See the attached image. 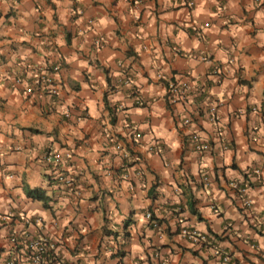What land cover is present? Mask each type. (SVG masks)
Instances as JSON below:
<instances>
[{
	"label": "crops",
	"instance_id": "1",
	"mask_svg": "<svg viewBox=\"0 0 264 264\" xmlns=\"http://www.w3.org/2000/svg\"><path fill=\"white\" fill-rule=\"evenodd\" d=\"M193 1L0 0V264H32L38 237L41 264H264V0ZM44 61L59 95L27 98L14 77Z\"/></svg>",
	"mask_w": 264,
	"mask_h": 264
},
{
	"label": "built area",
	"instance_id": "2",
	"mask_svg": "<svg viewBox=\"0 0 264 264\" xmlns=\"http://www.w3.org/2000/svg\"><path fill=\"white\" fill-rule=\"evenodd\" d=\"M182 1L183 5L190 8L193 6L194 1L193 0H179ZM200 35V33H199ZM99 41L96 43L95 49L97 50L99 48ZM199 58L201 60H206L207 56L204 54L200 55ZM61 69V63L60 61L56 62H37V63H24L20 67V72L17 73L14 77V82H25V86L23 89V94L27 98L34 97L35 95L39 97L48 96L49 98H54L59 95L60 91V80H59V72ZM215 73L218 74L220 72L219 69H214ZM129 81V80H127ZM126 81V82H127ZM133 93H136L135 90H133ZM190 93V85L188 83L182 82L179 84L171 83L167 87V93H166V101L169 104H176L181 102L182 100H185ZM137 95V94H136ZM138 96V95H137ZM139 99V98H137ZM138 102V100H137ZM208 116L209 119L213 122L217 123V104L212 103L209 105L208 108ZM132 138L134 141H139L142 138V134L139 131H134L132 133ZM111 144L114 145L116 149L121 148V144L119 141L115 138L111 140ZM189 144L192 146V149L195 152L203 153L210 149V144L205 139H203L198 133L193 132L189 136ZM152 152L159 153L160 147L158 146L157 142H154ZM68 156V154H66ZM62 152L52 149V148H46L42 154L43 161L52 166H58L62 160H63ZM256 180H259V173L257 171H253ZM252 178V179H255ZM55 179L58 182H67L71 183L72 179L71 177L64 175L62 172H57ZM233 188L237 190L239 193L242 204L245 209H249L252 206V199L247 194L248 188L250 187V184L247 181H244L243 184H237L232 183ZM144 216L146 219L150 221V224L152 227H157L158 222L152 214L148 211L145 212ZM11 240L13 242H16L15 235L12 234ZM26 247L29 251L30 260L32 264H41L42 260L44 258V254L50 249L53 248V242L50 240V238L47 237H38L30 240H26ZM217 255H219L220 260L223 262H231L232 259L228 254L220 253L218 249H215L214 251ZM166 259L164 257H161L160 264H165ZM233 263V262H231ZM12 264V262H10Z\"/></svg>",
	"mask_w": 264,
	"mask_h": 264
},
{
	"label": "trees",
	"instance_id": "3",
	"mask_svg": "<svg viewBox=\"0 0 264 264\" xmlns=\"http://www.w3.org/2000/svg\"><path fill=\"white\" fill-rule=\"evenodd\" d=\"M35 196H37V197H39V198H42V199H44L45 197L43 196V195H41V193L39 194V192H36V195ZM154 219H156V218H154ZM157 220V219H156ZM158 221V220H157Z\"/></svg>",
	"mask_w": 264,
	"mask_h": 264
}]
</instances>
